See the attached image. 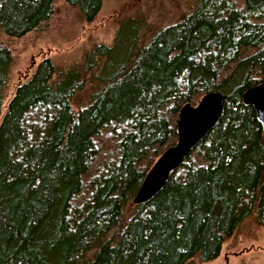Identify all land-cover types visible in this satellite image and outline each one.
Instances as JSON below:
<instances>
[{
  "label": "trees",
  "instance_id": "trees-1",
  "mask_svg": "<svg viewBox=\"0 0 264 264\" xmlns=\"http://www.w3.org/2000/svg\"><path fill=\"white\" fill-rule=\"evenodd\" d=\"M64 1L84 21L102 4ZM187 2L174 22L131 16L94 44L98 74L96 58L75 75L44 57L11 92L10 41L46 26L54 0H0V264L210 261L242 217L264 226V131L242 102L264 79V0ZM211 91L228 96L220 120L133 203L181 106Z\"/></svg>",
  "mask_w": 264,
  "mask_h": 264
},
{
  "label": "rangeland",
  "instance_id": "rangeland-1",
  "mask_svg": "<svg viewBox=\"0 0 264 264\" xmlns=\"http://www.w3.org/2000/svg\"><path fill=\"white\" fill-rule=\"evenodd\" d=\"M197 1V0H194ZM64 0H54V12L49 23L19 40H11L13 63L9 77L11 92L16 83L24 81L44 57L58 67L85 73L93 58L98 59L94 69L98 74L101 55H89L94 44H112L117 27L127 18H147L150 24L165 25L176 21L191 11L187 0H102L99 12L90 21H84L77 6L67 5ZM150 11V12H149ZM109 59L110 55H108ZM108 64L112 65V60ZM103 74L111 68H102ZM90 75V74H89ZM88 91L89 85L86 86ZM10 92V93H11ZM84 95V94H82ZM254 213L241 218L233 234L227 238L219 255L210 261L192 257L185 264H264V226L255 222Z\"/></svg>",
  "mask_w": 264,
  "mask_h": 264
},
{
  "label": "water",
  "instance_id": "water-1",
  "mask_svg": "<svg viewBox=\"0 0 264 264\" xmlns=\"http://www.w3.org/2000/svg\"><path fill=\"white\" fill-rule=\"evenodd\" d=\"M227 100V95L219 91H211L204 93L196 104L186 102L181 106L176 142L160 154L145 174L133 196V203L147 202L161 190L170 173L180 166L198 142L220 120ZM242 102L253 107L264 131V79L244 90Z\"/></svg>",
  "mask_w": 264,
  "mask_h": 264
}]
</instances>
